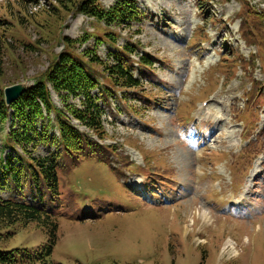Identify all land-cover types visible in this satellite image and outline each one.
Masks as SVG:
<instances>
[{
	"label": "rangeland",
	"instance_id": "374dc122",
	"mask_svg": "<svg viewBox=\"0 0 264 264\" xmlns=\"http://www.w3.org/2000/svg\"><path fill=\"white\" fill-rule=\"evenodd\" d=\"M137 1L146 19L116 27L67 10L59 0H0L3 94L7 86L35 82L66 49L64 37L90 34L71 49H95L106 59L112 44L105 33L113 32L117 46L132 43L156 61L142 79L143 90L125 92V99L117 89L107 106L101 143L113 145L116 154L76 163L69 155L60 158V199H46L59 221L51 259L54 264H264V129L257 141L255 135L241 138L242 118L252 133L259 117L264 126V57L252 71L242 69L253 62L256 49L264 55L260 35L253 34L252 47L241 38L251 35L246 28L242 32L238 0ZM248 1L264 12V0ZM112 2L102 0L106 7ZM252 23L253 32L264 29V23ZM96 37L105 41L97 43ZM51 94L61 106L53 89ZM192 103L197 104L193 119L186 115ZM207 103L211 110L200 109ZM9 124L0 123V139ZM192 139L196 144L189 145ZM149 174L147 193L140 196L133 182ZM246 191L247 201L239 205L247 210H238L233 201ZM47 237L35 221L0 226V249H34Z\"/></svg>",
	"mask_w": 264,
	"mask_h": 264
},
{
	"label": "trees",
	"instance_id": "16d2710c",
	"mask_svg": "<svg viewBox=\"0 0 264 264\" xmlns=\"http://www.w3.org/2000/svg\"><path fill=\"white\" fill-rule=\"evenodd\" d=\"M239 1L242 3L239 11L242 32L246 28L251 35L246 39L251 42L253 34L260 35V52L264 53V29L253 32L251 25L252 21L263 25L264 12L258 11L248 0ZM59 2L67 10L94 17L110 26H131L147 17L137 0H113L108 7L102 0ZM114 34L105 33L112 44L106 59L95 49L81 52L71 49L75 42L86 41L90 34L75 40L64 37L66 49L56 54L46 71L17 100L7 105L0 91V123L6 124L10 120L7 137L5 141L0 140L1 151L11 150L0 151V226L35 221L48 234L47 240L34 249H0V263L54 264L51 255L59 239V221L47 206L46 199L54 202L60 199V158L69 155L76 163L82 157L115 153L113 145L101 143L94 137L106 138L103 116L107 106L111 98L117 96V89H121L125 99V92L143 90L142 79L151 72L156 61L132 43L117 46ZM104 41L102 37H96L97 43ZM133 54L138 55L137 60ZM137 70L140 76L136 74ZM51 89L60 98L61 106L54 102ZM72 98L79 99V104L71 102ZM129 106L130 110H135L131 104ZM74 119L88 130L80 129ZM40 148L44 152L39 154ZM12 190L16 191L15 195ZM28 192L32 199L24 195Z\"/></svg>",
	"mask_w": 264,
	"mask_h": 264
},
{
	"label": "water",
	"instance_id": "95a60500",
	"mask_svg": "<svg viewBox=\"0 0 264 264\" xmlns=\"http://www.w3.org/2000/svg\"><path fill=\"white\" fill-rule=\"evenodd\" d=\"M34 83L35 82L31 84L17 83V84L5 87L4 96H5L6 103L8 105L12 104Z\"/></svg>",
	"mask_w": 264,
	"mask_h": 264
},
{
	"label": "bare ground",
	"instance_id": "6f19581e",
	"mask_svg": "<svg viewBox=\"0 0 264 264\" xmlns=\"http://www.w3.org/2000/svg\"><path fill=\"white\" fill-rule=\"evenodd\" d=\"M206 106H207L208 110H211V109H210V108H211V107H210L211 105L208 106V103H207L206 105H201V106H200V109H202V108H204V107H206ZM211 112H213V111H211ZM224 132H225V131H224ZM218 134H219V133H218ZM226 135H227V134H226ZM213 137H214V136H212V138H213ZM140 182H141L140 179H139V182L136 181V182H135V186H136V187H141L142 182H141V183H140ZM246 193H248V192H246ZM246 197H247V196H246V194H245V195L242 197V198H243L242 200H245ZM204 213H205V215H206L208 212L205 210Z\"/></svg>",
	"mask_w": 264,
	"mask_h": 264
}]
</instances>
